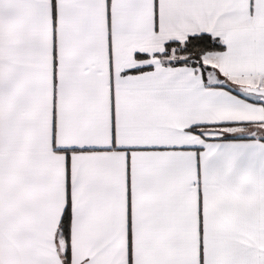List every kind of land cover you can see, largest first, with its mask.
I'll return each instance as SVG.
<instances>
[{"label":"snow or ice","instance_id":"snow-or-ice-1","mask_svg":"<svg viewBox=\"0 0 264 264\" xmlns=\"http://www.w3.org/2000/svg\"><path fill=\"white\" fill-rule=\"evenodd\" d=\"M0 264H264V0H0Z\"/></svg>","mask_w":264,"mask_h":264}]
</instances>
